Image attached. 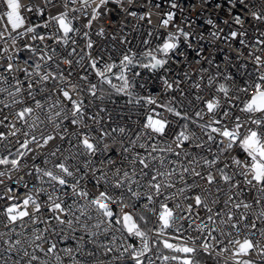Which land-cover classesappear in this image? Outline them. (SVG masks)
<instances>
[{
  "label": "snow or ice",
  "instance_id": "6c2138e0",
  "mask_svg": "<svg viewBox=\"0 0 264 264\" xmlns=\"http://www.w3.org/2000/svg\"><path fill=\"white\" fill-rule=\"evenodd\" d=\"M212 2L201 0V11ZM46 4L57 9L55 14L43 7L34 11L22 0H0V141L12 137L18 145L6 146L0 153V200L5 201L0 207L5 229L0 231V264H152L149 254L154 249L164 264H200L198 255L215 264H264V0H215L214 12L223 16H217L219 23L206 21L213 29L209 36L229 49L236 45L232 57L224 56L226 62L232 58L252 62L255 75L249 74L243 85L204 53L199 44L205 40L202 32L186 31L180 24L163 34L154 49L142 53L147 63L137 60L131 49L118 61L106 59L102 52L93 56L90 33L95 21L114 11L110 4L139 20L147 17L151 24V11L130 10L134 0H127V6L125 0H46ZM177 7L173 0L171 9ZM25 12L37 15L38 21ZM176 15L164 12L160 26L168 29ZM188 23L191 28L192 22ZM104 34L103 27L96 32ZM76 36L85 40L83 55L77 53ZM70 43L68 57L78 56L75 64L83 70L76 81L71 79L76 71L73 59L58 55L57 46L67 49ZM193 43L198 45L193 49L199 57L195 63L203 60L217 69L210 73L201 64L193 70L197 79L190 71L182 73L197 90L195 101L203 105L194 113L199 120H190L175 97L163 104L152 95L131 99L134 84L127 76L131 67L139 64L153 72H168L170 61H187L181 45L188 49ZM62 64L69 66L67 75ZM184 66L192 69L190 62ZM89 69L95 83L88 79ZM160 80L165 90L186 98L179 74L171 81L165 75ZM105 84L129 96V103L144 101L141 130L126 145L123 138L130 129L110 132L100 115L106 109L98 104L99 111H91L93 100L105 99ZM208 90V98L201 95ZM153 105L185 121L172 132L170 142L165 136L171 122ZM204 115L209 118L203 120ZM189 122L200 135L189 129ZM117 130L122 134L119 140L112 135ZM57 139L67 142L68 155L56 146L43 158L45 167L36 164V150ZM106 139L120 148L108 154ZM137 144L143 151L135 150ZM208 144L215 146V152ZM237 149L243 159L233 154ZM57 153L63 158L48 168ZM77 158L84 160L82 173L69 164ZM89 172L95 192L80 183ZM24 175L35 183L30 186ZM246 193H253L251 200ZM200 209L206 213L202 219ZM186 220L188 233L180 235ZM173 233L175 242L169 239ZM161 246L170 254L160 253Z\"/></svg>",
  "mask_w": 264,
  "mask_h": 264
},
{
  "label": "built area",
  "instance_id": "2783aa9c",
  "mask_svg": "<svg viewBox=\"0 0 264 264\" xmlns=\"http://www.w3.org/2000/svg\"><path fill=\"white\" fill-rule=\"evenodd\" d=\"M172 2L173 0H134V4L132 6H128L130 10L137 11L139 14L151 11V24L147 22V17L144 20H139L136 17L128 16L125 12H120L118 9H115L114 5L110 4L109 7L113 8L114 11L110 12L104 18L95 21L93 24V29L90 33L91 38L94 41V49L92 51V55L95 56L97 52H102L106 59L111 56L112 59L118 61L123 54H125L129 49H131L132 52L136 53L137 60H139L141 63H147V59L142 56V53L147 51L148 49H154L156 44L161 42L163 34H165L167 31L174 30L175 24H180V26L184 27L186 31L191 30L196 33L202 32L204 34L205 40L199 42L200 45L204 46V53L211 54L214 57V64H219L221 71L226 69L227 72L234 77L235 83L237 85H243L244 80L246 78H251L249 74H251V76L255 75V69L250 60H245L244 58H241L240 60L232 58L227 62L224 60V56L226 54L229 57L233 56V52L236 45L233 46V49H229L227 44L223 43L222 41L215 40L213 37L209 36V31L213 29L211 25H208L206 23L207 19L212 18L214 21H216V23H219V19L217 18V16H223V13L217 14L214 12L215 0H213L211 5H204L203 11H201V0H175L178 5L176 9H171ZM22 3L25 5H31L34 11L38 7H43L45 8L46 12L51 11L53 14H55V12L57 11V9L52 8L51 5L46 4V0H22ZM125 4L127 6V0H125ZM156 5H159V7L157 8ZM192 5H195V10H193ZM0 8H2V5H0ZM181 8L184 9L183 13H181L180 11ZM168 10L175 11L177 15L174 18L173 25H170L168 29H164L160 26V21L162 18V14L164 12H167ZM24 15L33 20L38 21L39 19L37 15H34V13L25 12ZM185 17H187V20L184 19ZM181 21L184 22L181 23ZM188 21L192 22L191 28L189 26ZM220 26L224 27L223 25ZM101 27L104 28L105 34L103 36H97L96 32ZM227 31L228 29L225 27V32ZM249 31L251 33V29H249ZM149 32H151V35H149ZM113 35H115L116 37L115 40L112 39ZM74 38L77 40V53L83 55L81 49L84 48L85 40L79 36H76ZM145 40L148 41V44L144 43ZM208 41L212 42L211 47L207 46ZM48 43L51 45V41H49ZM57 47L59 56L68 57V52L71 50L72 45L70 43L67 49H61L59 46ZM181 47L182 50H185L186 52L187 61H181L180 63L170 61V64L168 66L170 68V71L168 72H165L163 69L156 70L155 72H153L143 67H140L139 64L129 69V71L127 72V76L128 79L134 84V88L131 89L133 93L131 99L135 100L137 96L144 97L152 95L157 99L158 104H163L166 101L170 100L172 97H175L176 101L180 105V110L186 113L190 120L195 121L199 120V118L195 117L194 113L197 109L202 108L203 105L200 102L195 101L194 94L197 90L191 87V80H185L182 73L183 71H190L192 79H197L193 70H198L201 67V64L204 67H208L210 73H215L217 69L214 66H209L203 60L201 61V64L195 63V60L199 58L197 52L193 50L194 48L198 47L196 43H193V48L186 49L183 44L181 45ZM221 48L223 49V51H220ZM84 51L86 52L87 49L84 48ZM68 58H71L74 61L72 67L75 68L76 71L71 77V79L73 81H76L77 77L83 73V70L75 64V59H77L78 56ZM189 62L192 65V69H186L184 66L185 63ZM245 63L247 66L241 67V65ZM61 68L65 70V75H67V70L69 66L62 64ZM136 73H139V75L137 76ZM87 74L88 79L95 83L96 77L91 69L88 70ZM174 74H179V78L182 81L180 87L185 90L186 98L180 97L179 93L174 92L173 90H165V88L163 87L162 82L160 80V76L165 75L167 76L169 81H171L174 78ZM113 82L119 83L115 79V77H113ZM204 83H206V81ZM141 85H143V87H141ZM104 91L105 99H103L102 101L93 100L91 111H99V109L96 107L98 104L102 105L106 109V111L100 113V115L103 117V127L109 130L110 132L112 128L118 129L119 127H125L126 129H130L127 135L123 138V143L126 145L128 142V138H135L134 134L141 130L142 123L144 120V101L141 100L140 105L129 103V96H127L125 93L115 92L107 84L104 85ZM210 91L211 90L204 91L201 93V95H203L205 98H208ZM189 101H191V103H189ZM85 103H87V97L85 98ZM151 107H156L157 112H159L163 118L171 122V126L166 129L167 135L165 136V139L170 142L172 132L174 130H178L179 126L185 123V121L173 116L172 114L168 113L165 109L159 108L156 105H153ZM241 116L243 119V114H241ZM208 118V115H204L203 120H207ZM94 127L98 126L94 125ZM189 129L197 131V134L200 135L199 130L196 129L195 125L191 122H189ZM69 131H72L71 127L69 128ZM112 135L116 136L118 140L122 136V134H120L118 130L117 132L112 133ZM73 142L75 143V137H73ZM105 143L109 144L108 154H111L113 149L120 148L119 143L113 144L111 140L106 139ZM13 145H16V139L12 137H9L8 140L0 141V153L5 152L6 146L11 148ZM56 146L61 147V153H63L64 156L68 155L69 145L67 144V142L57 139L54 143L50 142V144L46 148L36 150L37 154L34 162L40 165L41 167H45V165L42 163L43 158L49 153V151L55 150ZM207 147H212L213 152H215L214 145L208 144ZM135 150L143 151L139 149L138 144L135 146ZM201 151L204 155L209 157L211 156V153H208L205 150ZM61 153H57V157H51L49 159V163L47 165L48 168L52 167V162L54 160L63 158L61 156ZM233 154L239 155L241 159H243V154L238 149L235 150ZM92 160L95 162L96 166H100L97 157H92ZM117 160H119V157H117ZM26 161L30 167L33 163L32 153L28 154ZM69 164L74 167H79L81 169V173L84 170L83 158H77L75 161H69ZM24 171H27V169H25ZM81 173H76V177L79 178L81 176ZM21 174H23V172ZM90 177L91 172H89V178L81 179L80 183L82 187H87L90 192H95L96 188L94 187L93 183L90 182ZM24 180L28 181L30 186L32 183H35L34 178L29 177L27 175H24ZM71 182L72 178H69V183ZM2 187L3 186H0V189H2ZM252 195L253 193L245 194L246 198L249 200H251ZM224 198L225 197H221V201H223ZM4 203L5 201L0 200V207H3ZM205 216L206 213L203 211V209H200V218L202 219ZM0 219H2V217H0ZM181 223L183 224L185 232L181 233L180 235L187 234L189 222L186 220L182 221ZM197 223H199V220H197ZM149 227H151V223ZM0 231H5L2 223H0ZM172 235L175 234H170L169 239L171 242H175L174 240H172ZM137 243L139 242L137 241ZM160 253H162L163 255L170 254V252L166 249H163L162 246L160 247ZM149 255H151L152 264H164L162 260L157 259V253L155 249L154 252ZM254 258H256L257 260L259 259L258 257H255V254Z\"/></svg>",
  "mask_w": 264,
  "mask_h": 264
},
{
  "label": "trees",
  "instance_id": "16d2710c",
  "mask_svg": "<svg viewBox=\"0 0 264 264\" xmlns=\"http://www.w3.org/2000/svg\"><path fill=\"white\" fill-rule=\"evenodd\" d=\"M197 259L200 261V264H215V261L206 255H198Z\"/></svg>",
  "mask_w": 264,
  "mask_h": 264
}]
</instances>
